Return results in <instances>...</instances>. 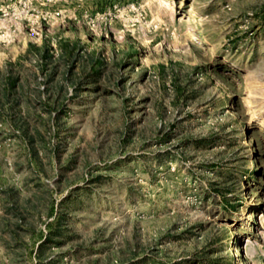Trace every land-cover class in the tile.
<instances>
[{
	"label": "rangeland",
	"instance_id": "1",
	"mask_svg": "<svg viewBox=\"0 0 264 264\" xmlns=\"http://www.w3.org/2000/svg\"><path fill=\"white\" fill-rule=\"evenodd\" d=\"M0 264H264V0H0Z\"/></svg>",
	"mask_w": 264,
	"mask_h": 264
}]
</instances>
